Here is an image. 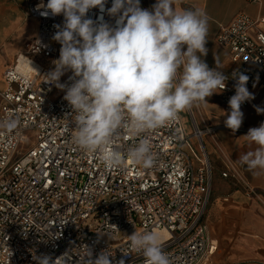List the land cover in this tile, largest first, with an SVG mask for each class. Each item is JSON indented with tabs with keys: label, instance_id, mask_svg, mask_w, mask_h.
<instances>
[{
	"label": "built area",
	"instance_id": "built-area-1",
	"mask_svg": "<svg viewBox=\"0 0 264 264\" xmlns=\"http://www.w3.org/2000/svg\"><path fill=\"white\" fill-rule=\"evenodd\" d=\"M149 1L140 0V6L151 10L145 6ZM41 2L46 5L48 0H27L28 16L37 23L35 36L2 73L0 120L12 117L20 123L11 132L0 129V264H36L33 256L48 254L55 260L65 253L70 254V264H83L87 247L93 259L107 249L113 264L120 259L125 264H145L142 252L130 247L128 236L135 231H165L161 246L171 264H204L210 246L202 215L211 167L202 137L223 127L195 126L188 136L178 114L147 133L156 160L153 167L126 160L120 168L107 169L98 153L74 143L65 91L44 82L59 58L61 45L53 39L54 26H62L64 17L41 16L36 10ZM112 2L107 0L105 8ZM100 15L115 24L106 11L101 14L94 8L88 13L94 21ZM256 25V20L237 13L215 37L226 54L219 68L227 77L226 87L218 93V101L228 113V101L235 94L233 73L249 76L247 88L254 95L241 110L264 104V32ZM23 62L32 69L22 70ZM71 75L66 72L60 83L70 84ZM31 136L32 146L19 151ZM191 137L199 143L197 155ZM139 139L123 129L114 147L124 152ZM221 176L243 182L228 160ZM246 188V195L255 196Z\"/></svg>",
	"mask_w": 264,
	"mask_h": 264
},
{
	"label": "clouds",
	"instance_id": "clouds-1",
	"mask_svg": "<svg viewBox=\"0 0 264 264\" xmlns=\"http://www.w3.org/2000/svg\"><path fill=\"white\" fill-rule=\"evenodd\" d=\"M48 0L36 6L41 16L63 15V25H55L53 39L60 54L54 69L44 75L45 83L65 91L71 108L74 143L89 153H98L107 169L120 168L125 161L151 168L155 156L148 132L175 120L182 111L208 103V97L226 87L227 77L216 67L209 68L206 56L209 18L198 9L177 11L176 0H156L151 10L140 0ZM115 18L109 24L100 15L88 17L91 9ZM43 9V11H41ZM70 84L60 83L66 72ZM235 94L228 104L225 126L235 133L242 125L241 106L254 99L247 88L249 76L237 72ZM257 112L264 109L257 107ZM18 118L0 120V129H17ZM140 137L122 152L114 147L120 130ZM257 145L239 159L254 175L264 173V122L244 136ZM132 250L142 252L145 264H171L161 246V237L153 231L128 236ZM125 255V253H124ZM112 255L102 250L93 259L87 247L83 264H113ZM126 256V255H125ZM36 264H70V254L53 260L42 254L33 256ZM116 264H125L120 259Z\"/></svg>",
	"mask_w": 264,
	"mask_h": 264
},
{
	"label": "crops",
	"instance_id": "crops-1",
	"mask_svg": "<svg viewBox=\"0 0 264 264\" xmlns=\"http://www.w3.org/2000/svg\"><path fill=\"white\" fill-rule=\"evenodd\" d=\"M152 2L154 4L156 0ZM174 6L177 11L198 9L209 18L208 51L202 57L209 68L216 67V58L219 68L226 61V54L217 45L215 37L219 27L226 25L237 13L256 20L257 29L264 32V0H176ZM36 28V21L28 16L27 0H0V91L4 88V69L13 63L24 44L33 39ZM206 99L207 104L193 106L202 129L223 128L202 137L211 167V187L202 215L210 246L204 264H264V173L254 175L239 162L242 155L255 151L257 145L244 137L248 131L233 133L226 128L224 121L228 112L219 104L218 93ZM259 108L264 109V104ZM242 112L241 127L250 129L264 122V112L258 113L253 108H245ZM188 113L192 120V113ZM193 139L196 138L190 140L197 155L199 151ZM226 160L236 166L243 182L221 176ZM194 162L197 163L196 158ZM246 187L252 189L260 201L253 195H246Z\"/></svg>",
	"mask_w": 264,
	"mask_h": 264
},
{
	"label": "rangeland",
	"instance_id": "rangeland-1",
	"mask_svg": "<svg viewBox=\"0 0 264 264\" xmlns=\"http://www.w3.org/2000/svg\"><path fill=\"white\" fill-rule=\"evenodd\" d=\"M152 5H153L152 0H150L149 3H145V6L146 7L148 6L149 8H152ZM56 89H57V87H56ZM188 111L192 113V120H191V118L189 116ZM179 115H180V117L182 119V124L185 127L184 129H185L186 133L187 132L188 133H192L193 132V128L195 126L198 127L200 130L202 129L194 107H192L191 109H188V110L180 112ZM193 141L195 143V147H196L197 151H199L198 142L196 141V139H193ZM202 143H203V141H202ZM32 144H33V138L31 136V139H29L26 143H24L23 145L20 146L19 151H21V152L26 151L29 147L32 146ZM253 197L256 198L257 201H260L259 198H257L256 196H253Z\"/></svg>",
	"mask_w": 264,
	"mask_h": 264
},
{
	"label": "bare ground",
	"instance_id": "bare-ground-1",
	"mask_svg": "<svg viewBox=\"0 0 264 264\" xmlns=\"http://www.w3.org/2000/svg\"><path fill=\"white\" fill-rule=\"evenodd\" d=\"M20 67L22 70H24L25 72L29 71L30 69H32V65L26 64V63H22L20 64ZM156 233H158L161 237V239L165 238L167 236V233L165 231H155Z\"/></svg>",
	"mask_w": 264,
	"mask_h": 264
}]
</instances>
